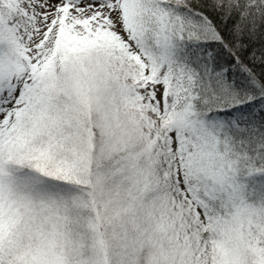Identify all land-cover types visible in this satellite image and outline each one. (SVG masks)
<instances>
[{
	"label": "snow or ice",
	"instance_id": "obj_1",
	"mask_svg": "<svg viewBox=\"0 0 264 264\" xmlns=\"http://www.w3.org/2000/svg\"><path fill=\"white\" fill-rule=\"evenodd\" d=\"M0 264H264V0H0Z\"/></svg>",
	"mask_w": 264,
	"mask_h": 264
}]
</instances>
